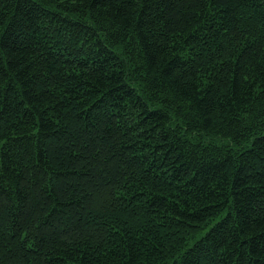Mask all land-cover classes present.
Masks as SVG:
<instances>
[{
  "label": "trees",
  "instance_id": "1",
  "mask_svg": "<svg viewBox=\"0 0 264 264\" xmlns=\"http://www.w3.org/2000/svg\"><path fill=\"white\" fill-rule=\"evenodd\" d=\"M0 264H264V0H0Z\"/></svg>",
  "mask_w": 264,
  "mask_h": 264
}]
</instances>
